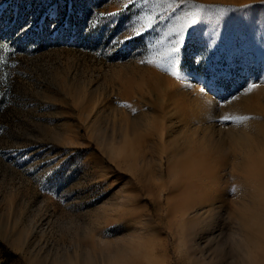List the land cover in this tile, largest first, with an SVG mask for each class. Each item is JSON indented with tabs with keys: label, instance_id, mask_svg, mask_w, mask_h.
Wrapping results in <instances>:
<instances>
[{
	"label": "rangeland",
	"instance_id": "rangeland-1",
	"mask_svg": "<svg viewBox=\"0 0 264 264\" xmlns=\"http://www.w3.org/2000/svg\"><path fill=\"white\" fill-rule=\"evenodd\" d=\"M0 264H264V0H0Z\"/></svg>",
	"mask_w": 264,
	"mask_h": 264
},
{
	"label": "snow or ice",
	"instance_id": "snow-or-ice-1",
	"mask_svg": "<svg viewBox=\"0 0 264 264\" xmlns=\"http://www.w3.org/2000/svg\"><path fill=\"white\" fill-rule=\"evenodd\" d=\"M102 15H103V14H102ZM190 23L195 24V20H192ZM190 35H191V33H190ZM176 51L179 52L178 49H177ZM201 56H202V55H201ZM195 62H196V63H199V59L195 58ZM223 119L228 120V119H233V117L225 116V117H223ZM234 119H237L238 121H243V120L248 119V118H247V117H236V118H234Z\"/></svg>",
	"mask_w": 264,
	"mask_h": 264
}]
</instances>
